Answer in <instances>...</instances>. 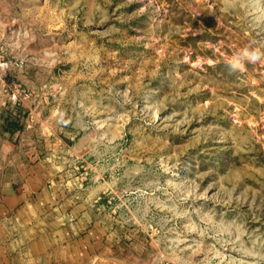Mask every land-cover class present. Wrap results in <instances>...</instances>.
Segmentation results:
<instances>
[{"label":"rangeland","instance_id":"1","mask_svg":"<svg viewBox=\"0 0 264 264\" xmlns=\"http://www.w3.org/2000/svg\"><path fill=\"white\" fill-rule=\"evenodd\" d=\"M0 42V203L35 160L59 176L0 219H84L86 264H264V58L230 68L264 0H0Z\"/></svg>","mask_w":264,"mask_h":264},{"label":"crops","instance_id":"2","mask_svg":"<svg viewBox=\"0 0 264 264\" xmlns=\"http://www.w3.org/2000/svg\"><path fill=\"white\" fill-rule=\"evenodd\" d=\"M0 108L2 112L7 110L2 103ZM11 118L2 121L3 127L7 122L12 126L2 143L14 148L23 137V127L15 117ZM48 170L39 159L33 161L25 172L24 182L15 184L2 198L1 213L19 208L22 213L27 211L31 207L30 197L36 192L37 203L44 205L48 192L55 191L57 186L51 180L59 178ZM83 222L84 219H30V215L20 219H0V264H86L87 256L93 255L87 245L96 242L92 231H84ZM8 223L15 225L14 232L6 230Z\"/></svg>","mask_w":264,"mask_h":264},{"label":"built area","instance_id":"3","mask_svg":"<svg viewBox=\"0 0 264 264\" xmlns=\"http://www.w3.org/2000/svg\"><path fill=\"white\" fill-rule=\"evenodd\" d=\"M24 63L18 59H9L7 57V47L0 42V97L3 96L4 98L2 101V106L5 108H8L10 103H12V107L16 106L18 102L20 101L19 98H17V86H14V91H11V97L10 95L6 93L5 86L7 84V77H11L14 73H22L23 72ZM15 81L11 80V84H13ZM18 106V105H17Z\"/></svg>","mask_w":264,"mask_h":264},{"label":"clouds","instance_id":"4","mask_svg":"<svg viewBox=\"0 0 264 264\" xmlns=\"http://www.w3.org/2000/svg\"><path fill=\"white\" fill-rule=\"evenodd\" d=\"M245 58L251 63H256L257 61H261V59L264 58V53H262L259 49H254L251 51L245 49L240 58H237L230 63V68L232 70H243V63L241 61Z\"/></svg>","mask_w":264,"mask_h":264},{"label":"trees","instance_id":"5","mask_svg":"<svg viewBox=\"0 0 264 264\" xmlns=\"http://www.w3.org/2000/svg\"><path fill=\"white\" fill-rule=\"evenodd\" d=\"M10 126H11V124L9 122H7L6 127H10Z\"/></svg>","mask_w":264,"mask_h":264}]
</instances>
